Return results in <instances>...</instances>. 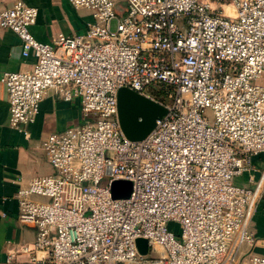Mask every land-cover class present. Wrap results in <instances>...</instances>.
Here are the masks:
<instances>
[{
  "label": "built area",
  "instance_id": "1",
  "mask_svg": "<svg viewBox=\"0 0 264 264\" xmlns=\"http://www.w3.org/2000/svg\"><path fill=\"white\" fill-rule=\"evenodd\" d=\"M68 2L91 21L50 43L29 30L35 7L17 0L0 10V27L33 58L0 76L9 125L24 130L48 90L78 99L86 118L43 141L54 173L15 193L17 219L35 238L20 248L25 261L0 264H264L228 254L239 231L253 243L243 229L260 195L234 177L264 152V0ZM153 84L170 102L149 96ZM120 88L166 110L140 140L121 130ZM115 180L130 182L128 197H112ZM138 238L159 252L140 254Z\"/></svg>",
  "mask_w": 264,
  "mask_h": 264
},
{
  "label": "crops",
  "instance_id": "2",
  "mask_svg": "<svg viewBox=\"0 0 264 264\" xmlns=\"http://www.w3.org/2000/svg\"><path fill=\"white\" fill-rule=\"evenodd\" d=\"M17 0H0V10L10 8ZM37 9V18L29 28L32 36L44 43L61 33L66 36L82 34L91 21L87 9H74L68 0H21ZM122 2V3H121ZM123 6L124 0H118ZM32 57L20 54V40L10 29L0 27V76L5 71L28 69ZM85 122L78 99L63 100L48 90L39 103L34 120L24 130L9 125V106L4 86L0 83V263L12 255L13 262H22L27 254L20 248L35 238L34 226L17 219L18 203L15 193L37 176L54 173L42 150V143L50 133ZM237 185L247 188L259 186L255 211L243 230L253 235V243L240 241L241 231L234 236L228 254L245 261L249 254L264 256V152L254 154L245 171L234 177ZM32 199H47L32 195ZM242 230V231H243ZM159 252L147 250V253ZM146 253V254H147Z\"/></svg>",
  "mask_w": 264,
  "mask_h": 264
},
{
  "label": "water",
  "instance_id": "3",
  "mask_svg": "<svg viewBox=\"0 0 264 264\" xmlns=\"http://www.w3.org/2000/svg\"><path fill=\"white\" fill-rule=\"evenodd\" d=\"M119 8L120 6H116V9ZM117 112L123 134L134 141L142 139L152 129L155 119L161 117L166 110L133 90L120 88L117 94ZM110 188L113 198H126L129 196L131 184L126 180H115ZM136 246L140 254L147 253L145 239H136Z\"/></svg>",
  "mask_w": 264,
  "mask_h": 264
},
{
  "label": "rangeland",
  "instance_id": "4",
  "mask_svg": "<svg viewBox=\"0 0 264 264\" xmlns=\"http://www.w3.org/2000/svg\"><path fill=\"white\" fill-rule=\"evenodd\" d=\"M114 1L116 3L118 2V0H114ZM110 27H111V29L115 28V21L114 20L111 21ZM145 91L149 94V96L154 97L157 100L161 99V100H165L166 102H170L169 99H167L166 97L164 98V90L157 85H154V84L150 85L146 88ZM85 121H86V118H85ZM171 227H174V226L171 225Z\"/></svg>",
  "mask_w": 264,
  "mask_h": 264
}]
</instances>
